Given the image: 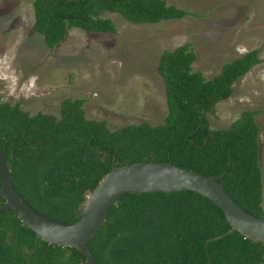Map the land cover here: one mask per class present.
Instances as JSON below:
<instances>
[{
    "label": "trees",
    "instance_id": "16d2710c",
    "mask_svg": "<svg viewBox=\"0 0 264 264\" xmlns=\"http://www.w3.org/2000/svg\"><path fill=\"white\" fill-rule=\"evenodd\" d=\"M34 8L35 29L51 49L74 28L117 34L108 13L134 24L197 15L168 0H35ZM197 58L191 42L162 52L158 71L169 111L158 125L144 121L112 129L107 119L88 115L86 98L63 100L57 114L33 112L0 94V148L7 150L15 187L43 216L71 224L81 219L114 161L117 167L172 161L219 176L238 204L264 217L259 111L245 110L229 128L215 129L209 118L264 59L254 49L207 79L195 69ZM5 202L0 198V206ZM231 228L225 211L199 192L126 193L89 246L98 264H264V243L239 231L209 241ZM0 264L90 263L77 247L49 243L6 208L0 214Z\"/></svg>",
    "mask_w": 264,
    "mask_h": 264
},
{
    "label": "rangeland",
    "instance_id": "374dc122",
    "mask_svg": "<svg viewBox=\"0 0 264 264\" xmlns=\"http://www.w3.org/2000/svg\"><path fill=\"white\" fill-rule=\"evenodd\" d=\"M35 0H0V94L33 112L59 114L63 100L86 98L90 117L112 129L163 123L168 114L164 50L188 42L195 69L213 79L224 65L254 49L264 59V0H168L196 13L181 20L134 24L108 13L117 34L71 30L56 48L35 29ZM258 110L264 182V61L235 83V92L210 113L212 127L229 128L245 110Z\"/></svg>",
    "mask_w": 264,
    "mask_h": 264
},
{
    "label": "water",
    "instance_id": "95a60500",
    "mask_svg": "<svg viewBox=\"0 0 264 264\" xmlns=\"http://www.w3.org/2000/svg\"><path fill=\"white\" fill-rule=\"evenodd\" d=\"M231 161L229 162V165ZM227 173V171L225 172ZM0 198L6 202L0 206V214L6 208L14 209L23 222L44 240L54 245L75 246L87 257L90 264H98L90 249V240L97 235L107 220L108 213L126 193L196 191L209 197L221 207L230 221V231L224 236L242 233L264 243V217L247 212L219 183V176H207L169 162H139L117 167L109 172L91 192L81 219L67 224L51 220L37 212L15 187L7 150L0 148ZM208 244L206 246L208 247Z\"/></svg>",
    "mask_w": 264,
    "mask_h": 264
}]
</instances>
